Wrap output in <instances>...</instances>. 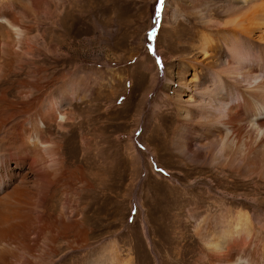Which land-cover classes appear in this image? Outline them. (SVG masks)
<instances>
[{
    "label": "bare ground",
    "instance_id": "bare-ground-1",
    "mask_svg": "<svg viewBox=\"0 0 264 264\" xmlns=\"http://www.w3.org/2000/svg\"><path fill=\"white\" fill-rule=\"evenodd\" d=\"M212 1L214 0H191L189 5L176 4L175 7L174 20L184 11L192 15L200 25L196 28L192 46L195 54L202 58L186 55L179 64V68L191 70L193 76L190 80L184 79L181 85L182 91L188 92L186 98L180 94L168 97L174 103L173 109L177 117L170 141L175 152L192 164L185 175L192 178L190 185L201 184L195 188L197 198L217 197L215 200H222L220 196H223L234 201L237 197L247 210L250 204H255L250 200L260 201L264 194V0H227L224 10L226 18L223 21L210 12ZM53 2L54 9L51 6ZM94 10L89 0H0V42L5 56L0 65V82H6L10 77L7 82L11 83L3 96L17 97L18 103L22 102L24 105L23 112L19 107L14 109V106V111L4 114V119L1 117L2 123L4 120H14L7 128L6 136L2 138L7 145L2 146L6 153H12L16 159L19 158L24 163L30 161V172L40 173L48 185L62 183L65 174L71 172L78 177L76 179L82 180L83 190L92 187L86 172L82 170L89 160L80 158L89 154L83 151L73 163L74 158H70L66 152L67 137L78 132L84 121L75 120L77 113L72 115V112H63L61 109L67 98L75 105L77 100L83 101L91 95L89 85L79 79L80 73L87 68L56 76L58 70H61L59 63L72 62L73 56L64 54L51 43L54 40L66 42L73 34L75 37L82 34L89 36L92 33L94 20L91 18L93 19ZM79 22L83 25L81 32L67 30V25ZM34 31L37 33L33 34ZM40 41L43 42L42 47L37 46ZM15 56L18 57L16 59L19 64L14 69L11 61ZM52 56L57 57V62L48 68L45 64L51 62ZM42 68L51 71L49 74H41L45 70ZM22 75L30 79L24 81ZM20 85L25 89L15 91ZM5 99H0V110H3L2 104L7 103ZM16 115L19 116L17 121ZM87 138L89 137L84 135V140L80 141L81 149L85 151L91 149L88 146L91 141L89 143ZM137 154L140 156L144 153L137 149ZM8 159L11 160V157ZM104 161L108 160L95 155V158H91L90 166L96 168V164L99 169L108 168ZM102 162L104 165L99 164ZM68 176L71 181V175ZM125 176L123 172L122 178ZM111 180L112 183L115 182L113 176ZM66 184L70 192L73 185L67 181ZM180 184L181 181L178 185ZM214 188L224 190H219L215 195ZM70 200L75 201L71 192ZM214 206L212 203L207 206L195 204L190 209L189 218L194 223L195 234L204 246L195 263L264 264V243L259 242L261 237L259 240L258 236L261 234L259 235L260 230L256 231L252 222L251 208L243 212L236 211L229 205H220L217 207L218 211L213 213L211 210ZM78 213L76 209L70 216L74 217ZM26 215L23 213L15 216V221L17 218L18 221L14 230L20 236L13 237L12 241L33 256L34 260L31 261L34 264L53 261V256L61 251L64 244L73 248V245L81 242L85 245L88 241L87 227H81L80 222L72 218L73 223H67L63 214L42 212ZM22 216L23 219L19 220ZM10 218L3 221L8 227L12 223ZM31 230H35L38 235L42 231L44 247H29L26 233L33 232ZM54 230L58 233L54 234ZM71 234L74 235L73 239ZM36 250L39 255L34 253ZM100 253L102 254L97 255L94 264H141L137 255H133L136 252L132 248L124 256L123 248L116 242L103 246ZM154 253V261L148 260L144 264H159L160 255L155 251ZM176 255L172 264H180L187 259L184 253ZM169 259L172 260L171 256Z\"/></svg>",
    "mask_w": 264,
    "mask_h": 264
},
{
    "label": "rangeland",
    "instance_id": "rangeland-1",
    "mask_svg": "<svg viewBox=\"0 0 264 264\" xmlns=\"http://www.w3.org/2000/svg\"><path fill=\"white\" fill-rule=\"evenodd\" d=\"M90 1L95 8L93 19L91 18L94 20L92 33L76 37L73 34L68 41L54 40L51 45H56L64 54L73 56L72 62L59 63L61 70H58L56 76L87 68L80 73L79 79L89 85L91 95L83 101L77 100L75 105L67 98L61 109L63 112H72V115L77 113L75 120L84 121L78 132L67 137L66 152L70 158H74L71 159L72 162L83 151L89 154L80 158L89 160L85 166L87 169L84 167L82 170L86 172L92 187L83 190L82 180L76 179L78 177L71 172L65 174V179L62 180L64 184L60 182L61 184L52 185L45 183L40 173H31L30 161L24 163L19 158L16 159L12 153H6L2 146L7 145L2 138L6 136L7 128L14 120H4L3 123L0 121V264H34L33 256L12 241L13 237L20 236L14 230L18 221V218L15 221V216L23 213L26 216L42 212L63 214L67 223L72 224V218L80 222L81 227L85 225L88 229V241L85 245L81 242L72 248L64 244L61 251L53 256V261L45 262L46 264H94L97 255L102 254V247L114 242L123 248L124 256L132 248L136 252L133 255H137L141 264L148 260L154 261V251L160 255L159 264H172L179 252L187 257L181 261L182 264H196L195 260L204 246L198 240L194 223L189 218L190 209L195 204L207 206L212 203L215 205L211 210L213 213L218 211L217 207L220 205H229L234 210L243 212L251 208L252 222L256 231L260 230L259 235L261 234L258 236L261 241H258L264 243V194L260 201L250 200L255 204H250L247 210L237 197L234 201L219 194L222 200H215L217 197L197 198L195 188L201 184L190 185L192 178L185 175L192 164L175 152L171 145V131L177 117L173 109L174 103L168 97H176L178 94L184 98L188 96L187 90L182 91L181 85L184 79H192L193 74L186 67L179 68V64L186 55L199 56L195 54L192 42L195 41L196 28L200 25L192 15L184 11L174 20L176 4L189 5L191 0H89V3ZM224 1L214 0L209 7L210 12L222 21L226 18L224 10L227 0ZM51 6L54 9L55 3ZM66 28L76 33L82 30L83 25L79 22L67 25ZM36 33L37 31L33 32ZM42 43L40 41L37 46L42 47ZM2 50L0 42V65L5 59ZM16 58L18 57L15 56L11 61L14 69L19 64ZM55 58L57 57L52 56L51 62L45 64L46 67L55 65ZM50 71L51 69H45L41 74H49ZM22 78L24 81L30 79L25 75ZM6 82H0V99L7 97L5 101L8 103L2 104L4 111L0 110V119H4L5 115L17 107L22 112L24 110L23 103H18L17 97L3 96L11 84ZM21 86L15 91L24 88ZM15 118L17 121L19 116L16 115ZM84 135L89 137V143L91 141L88 144L91 148L89 151L81 149L80 141L84 140ZM137 149L144 154L136 155ZM95 155L108 160L104 161L108 168L99 169L96 164V168L90 166L91 158H95ZM104 162L99 164L104 165ZM123 172L126 175L124 178ZM68 175H71V181ZM112 176L115 179L113 183ZM66 181L73 185L70 192L75 201L70 200ZM179 181L182 184L178 185ZM220 184L219 181L218 185ZM219 190L224 189L214 188L213 193L216 195ZM76 209L79 213L71 217L72 211ZM7 218L11 219V227L3 222ZM31 231L33 232L26 233L29 247H44L42 231L39 235L35 230ZM54 231V234L58 233L57 230ZM36 252V255L40 254ZM100 259L99 257V261Z\"/></svg>",
    "mask_w": 264,
    "mask_h": 264
}]
</instances>
